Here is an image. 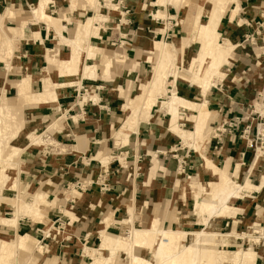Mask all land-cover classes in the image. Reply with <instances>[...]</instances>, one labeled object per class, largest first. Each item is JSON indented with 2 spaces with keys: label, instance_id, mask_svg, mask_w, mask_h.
I'll use <instances>...</instances> for the list:
<instances>
[{
  "label": "crops",
  "instance_id": "obj_1",
  "mask_svg": "<svg viewBox=\"0 0 264 264\" xmlns=\"http://www.w3.org/2000/svg\"><path fill=\"white\" fill-rule=\"evenodd\" d=\"M44 1L37 0V6L31 12H12L13 6L15 9H27L33 0H0V11L4 10L0 13V102L6 100L20 106L15 108L20 110L25 124L24 130L12 142L16 147L13 148L20 150L22 155L19 178L26 180L29 186L41 185L46 178L54 180L53 187L44 192L54 191L66 182L73 184L78 179L93 186L72 202L73 210L70 205H61L56 212L50 211L54 209L55 202L49 203L47 196L40 192L48 205L47 222H33L26 218L19 220L18 227L25 226L32 232L43 226L41 231L46 235L45 230H48L49 236L46 235L42 241L46 242L42 248L31 235L24 234L36 241L37 248L36 255L30 257L26 264H31L34 257L39 260L42 255L38 264H85L92 261L85 251L100 248V232L105 230L121 234L122 225L133 223L136 209L139 213L134 222L139 224L144 219L148 220L145 228L154 221L161 228V221L165 226H171L173 217L175 221L182 222H174L173 225H187L188 219L194 216L191 214L194 210V214L201 218L196 217L194 226L210 229L211 224L217 231L231 227L228 233L232 237L229 238L231 247L246 245L242 236L249 235L253 225L259 224L264 228V157L257 156L250 147L258 133L263 132L264 135V0H235L227 5L217 32L220 43L229 42L233 51L228 63L221 69L220 77L205 94L201 88L203 84L201 87L193 84L184 86L173 80L168 85L171 88L169 93L176 92L174 94L191 104V108H179V129L187 133L195 132L197 119L205 112L208 121L203 135L184 140L173 133L169 124L172 116L166 107L156 102V105L160 104V110H155L156 105L152 107L150 120L140 122L137 132L130 133L127 144L117 141L115 134L125 121L124 106L137 96L133 95L135 89L131 87L145 80L146 65L153 64L154 57L164 44L152 42L146 32L156 29L148 20L154 10L144 11L137 0H122L121 7L130 11L127 17L110 3V7H114L111 10H119V14L109 12L108 19L99 14L102 19L95 26L104 25L94 28L98 30L97 36L93 29L90 31L86 52L82 54L79 51L76 56L73 43L77 41L69 37L68 31H75L77 26L84 24L82 18L85 12L68 13L63 20L52 17L55 21L60 20L54 26L53 22L42 19L39 12H34ZM47 1L50 3L45 4L47 10L49 5L54 9L52 5L59 3ZM66 1L70 11H73L76 6L71 5V0ZM158 1L151 6L164 8L169 14L182 19L181 7L170 4L161 7ZM76 2V5L83 2L85 8L94 10L85 0ZM185 12H189L186 13L188 23L181 29L185 36L171 45L181 51L180 54L184 52L185 56H190L191 60L202 49L199 35L193 33V24L198 15L201 22H207L210 11L199 12L198 5H195L193 11ZM9 15L14 16V22L10 21ZM153 15L155 19L165 18L160 12ZM119 19L131 26H122L117 32L115 26ZM4 28L8 29L9 35ZM139 28L144 30L139 32ZM119 34L133 36V55L127 51V57L132 55L138 65L136 71L135 67H131L130 72L135 75L132 79L123 71V60L127 57L107 50L109 42ZM150 52H154L151 62L148 61ZM90 55H97L98 58ZM105 55V62H101ZM73 60L74 74L63 75L65 65ZM86 67L91 71L86 72ZM54 87L55 100L44 97L47 100L28 102ZM145 87V84L141 85L140 91H144ZM21 93L28 103H21ZM10 96L14 99L10 100ZM167 118H170L168 126L165 125ZM235 121H241L237 129L217 134L223 123ZM190 124H193V131L180 128ZM209 128L210 138L206 142ZM248 128V136L242 138V131ZM35 135H47L51 142L60 145L66 152L43 159L40 146L33 143ZM104 154L106 157L100 159L99 156ZM120 157H124L128 164L126 168L120 164ZM207 163L216 168L218 174L214 175L207 168ZM181 165H184L185 173L192 176L191 181L181 174ZM104 172L110 174L109 193H102L99 187V178ZM222 174L231 175L240 186L249 183L256 191L243 192L244 197L239 199L231 198L228 202L230 209L222 216L211 215L205 209L197 212L196 193L201 195L202 188L220 184ZM216 177L218 182L215 183ZM23 195L28 196L26 191ZM0 208L7 210L4 206ZM59 213L65 223L64 231L56 232L58 238L54 240V226ZM126 216H130L127 221ZM18 227L13 229L16 234ZM251 250L257 255L254 264H264V242ZM105 252L102 251V254ZM116 259L112 258V264Z\"/></svg>",
  "mask_w": 264,
  "mask_h": 264
},
{
  "label": "rangeland",
  "instance_id": "obj_2",
  "mask_svg": "<svg viewBox=\"0 0 264 264\" xmlns=\"http://www.w3.org/2000/svg\"><path fill=\"white\" fill-rule=\"evenodd\" d=\"M56 1H58L59 3L57 4ZM85 1L87 3H89L91 8H93L94 10L87 9L84 7L83 2H78V4L75 5L76 7L73 9V11H70V6L66 0H53L54 3L56 2V5H52V6H55L54 9L51 8L50 5L48 6V10L45 9V13L47 15L49 12H51L53 14L52 15L49 14L47 17L43 16L44 18L46 17L45 18L46 20H49V18H48L49 16L56 18V19L63 20L64 18L67 17L68 13L85 12L83 15V18H82V22L84 24L86 23V21L90 17H93L94 24H92V27H89L87 29V31L84 28V24L81 26H77L75 31H68L69 37L72 36L73 39L75 41H77V42L73 43L74 44L73 47H76L79 49V51H82V54H84V52H86V49L88 48L86 41H88V39H89L90 31L92 29L94 30V28L97 26H99L101 28L104 25L103 23L102 24L100 23L97 26H95L96 23L98 22V20L102 19V17H99V14H101L107 18L109 15H111L110 14L111 12H115V13L119 14V12H120L119 10L121 9V11L124 12L125 16L128 17V14L130 12L128 8L121 7L122 0H85ZM137 2L140 3V8L143 9L144 11L148 12L150 10H154L153 14L157 15V12H160L165 17V18L155 19L153 14H149L148 20L151 24H153L156 27V29L153 28L152 30H147L146 32L149 33V35L151 36L152 42H164L167 45L174 44L175 42L179 41L180 39H182L185 36L184 33H181V29H182V27H184V24L188 23V20H187L188 18H187L186 13H189V12H185L186 10L193 11L195 9V5H198L199 12H209V11H212L214 8V6H213L214 0H167V1L166 0H159L158 1L159 5H162L163 2H167V4L169 3L170 5H172L176 8L181 7V9L179 11L183 12L184 15L181 16L182 19H180L178 16H174V15L169 14L167 12V10H165L164 8L151 6L152 3L156 4L157 0H137ZM98 3L100 4V8H98L99 7ZM110 3H112V5H114V6H116L117 9H119V10L118 11H112L111 10L112 7H110ZM36 6H37V0H33V2H29L27 9L26 8L22 9V8H18V7H16V9H15V6H13V9L11 11L14 12L15 10H17L20 12H26V11L31 12V10ZM35 11H38V8H36ZM3 12H4V10L2 9L0 11V13H3ZM8 12L9 11H7L6 14H8ZM38 12H40V11H38ZM27 15H31V14L28 13ZM12 17L14 18V16H12ZM12 17L10 16V18H11L10 21L11 20L13 21ZM43 17H42V19H44ZM197 17H199V15ZM208 17H209V15H208ZM37 22H39V20ZM206 23L207 22L205 20L202 21V24H206ZM122 26L127 27V26H131V24H129L128 22L123 23L122 19H119L117 21V25L115 26V27H117V32L119 31L118 28L120 29ZM143 30H144V28H139V32H141ZM4 31L6 34L9 35L8 29L4 28ZM94 31L96 32V30H94ZM137 31H138V29H137ZM161 31H163V34H161ZM0 33H1V30H0ZM193 33L196 36L199 35L200 42L202 44V47H201L202 49H201V52L199 53L198 56H193L192 59L190 60V56L189 57H188V55L185 56L184 52H182V54H180L181 51H177L175 46L172 45L175 49V53H174V60L175 61L170 63L169 69L167 71V76H166L167 79H165V82H164V89L165 90L162 91L161 94H158L157 98H156V102L162 104V107H164V106L167 107L166 105H163V103L170 102L171 101V99H170L171 95L176 93V92L169 93V91H168V89H171V88H169L168 85L173 80H175V81L178 80V83L179 84L181 83L184 86L185 85L191 86L190 84L201 86L202 84H204V81H202L201 79H199L198 77L193 75L192 67H193V65L197 66V64H194V63L200 61V56H201L202 52L204 51L205 43L203 41V37L199 34V32L197 31L194 24H193ZM133 45H134V42H133V36L132 35L128 36L126 34L124 36H121L119 34L118 36H115V38L112 40V42H109L110 47L107 50H109L113 54L127 57V51H131V54L133 55ZM132 55L123 60V62H124V66H123L124 70L123 71L126 74H128L129 79H132L133 77H135V75H133L134 73L130 72L131 67H135L134 70L136 71V68L138 65V63L135 61V59L134 58L132 59ZM90 56H92L93 58H98L97 55H90ZM106 56L107 55H105L104 57L101 58V62H105L104 58ZM159 57H160V53L156 54V56L154 57L153 64L146 65L147 66L146 67L147 76H146L145 80H143L138 86H134V87L132 86L131 87V88L135 89L133 95H135V96L137 95V96L134 97V99H132V100L136 106H137V104H139L138 108H140L141 104H143L145 101L146 92L150 86L151 78L153 77V75L155 74V72L157 70L156 68H157ZM208 63H209L208 60L205 61L204 67H207ZM227 63H228V61L224 63V66ZM89 71H91V69ZM221 71L222 70H220L219 72H217L215 74L216 76L213 78L214 84L218 80V78L220 77ZM86 72H88V71H86ZM143 84L146 85L145 90L140 91V87ZM180 96L183 97L182 95H180ZM9 99L10 100L14 99V96H10ZM44 99L47 100V98H44ZM20 100H21V103H23V104L28 103V102H25L26 98L22 93L20 94ZM132 100H129V103ZM156 102H155L154 106L157 104ZM160 104L156 105L157 108H155V110H160ZM1 107L2 108L8 107L9 115H7V118H4L2 120L0 119V132H1V130H3L4 125L10 126V128H11V126L15 127V128H11L12 130H15L18 127H22V128H21V131H19V133L13 139H11V135H8L6 138H10V139L3 140V142L1 143V146H0V151H2V156H0V170H2V168H4L5 174L4 173L3 174L8 176V180H6L7 182H4V184H0V207L4 206V208H7V210H3L0 208V220L1 219H12L14 217L15 210L19 204V200H23L25 202H30L32 196L35 195L37 192H41V191L47 196V201L49 203L55 202L54 209L52 210V208H51L50 211H54V212L59 211L60 210L59 206H61V205H66V206L70 205L69 208L73 210L74 207H73L72 202L74 200H77L82 195L87 193V192H78L75 190V188H73V185H75L77 182H80L79 179L76 180L73 184H71V183L68 184V182H66L65 184H62V186H60V188H58V189L56 188V190H54V191L44 192L45 189H49V188L53 187L54 180H50V179L46 178V179L41 181V185L36 184V185H30L29 186V185H27L26 180L19 178V167H20V160H21L20 156H22V155H21L20 150L13 148V147H15V145H12V142L15 141L18 138V136L20 135V133L24 130L25 124L22 120V115H21L20 110L18 108H15V107H20V106H18V105L14 106V104H12L11 102H7L6 100H3L2 102H0V108ZM162 110L164 111V109H162ZM141 111H142L141 112L142 117L136 118V119L138 121L141 119L140 122L148 120V118H149L148 115L147 114L144 115L143 110H141ZM125 116L127 117V113H125ZM126 117H125V121L123 122L122 126L126 122ZM145 117H147V118H145ZM180 118H182L181 115H180ZM169 119L170 118H167V120L165 121V125H167V126H168ZM137 120H136V122H137ZM140 122H139V124H140ZM143 123H146V122H143ZM181 124H183V123H181ZM180 128L182 130H186V131H193V124H190L185 128H183V127H180ZM137 130L138 129L136 128V130L130 131L128 136L130 137L131 136L130 133L131 134L135 133V132H137ZM118 132H116L115 138L117 137ZM210 133H211V130L209 128V131L205 136L207 138L206 142L209 141ZM0 136H1V134H0ZM33 138H34L33 143L35 145L38 144L37 146H40L41 150L43 151V153H42L43 159H47L51 155L56 156L58 154L60 155V154L66 152L65 149L62 148L60 145L55 144L54 142H51V140H49L47 138V135H45L43 137L41 135H38V136L35 135V136H33ZM0 140H2L1 137H0ZM120 140L123 141V139H120ZM129 140L130 139H128V141ZM123 143H125V142H123ZM125 144H127V143H125ZM184 145L189 146V145H186L185 143H184ZM191 145L193 146L192 143H191ZM103 156L106 157V155L104 154V155H100L99 158L101 159ZM99 158H98V160H100ZM119 162L123 168L124 167L126 168L128 166V164L125 163L124 157L123 158L120 157ZM207 166H208L207 168H209L210 170L212 169L211 171L214 175L218 174V170L216 168L213 169V167H211L210 163H207ZM226 175H224V174L221 175L220 184H218L214 187L212 185H210L206 189L204 188L203 194H205V192L207 193V192L213 191V189L215 187H217V186L221 185L222 183H225L226 181H228L225 178ZM232 180L234 182H236V180L233 177H231L229 181H232ZM108 182H109V177H108ZM214 182L215 183L218 182V177H216ZM45 186H48V187L46 188ZM205 186L206 185H204V187ZM24 191H26L28 196L23 195ZM75 192H76V194H75ZM45 208L48 211V205L47 204L45 205ZM190 209L191 210L193 209L192 205L190 206ZM196 210H197V204H196ZM138 213H139V211H138V209H136L135 215H134V220H136ZM191 214H193L194 216L193 217L191 216L190 219H188L187 225H178V224L173 225L174 222H178L179 224L182 223L179 220L175 221V219L173 217V219L171 220V226H169V225L165 226V224L162 221H161V226L163 229H168L169 227H171V229H173L174 231L185 230L184 232H195V231L202 232L203 231L202 229H204V227L193 225L197 221L196 217L199 218V216L194 214V210H192ZM129 217L126 216L125 221H127L129 219ZM26 218L29 220H32V221L35 220V221L43 222L41 219H37V218H34L32 216H22L19 220H23ZM199 219H201V218H199ZM56 220H57V223L54 226L55 232L53 233L54 234V240H56V238H58L56 232L57 233L63 232L64 231V225H65V223L63 221V217L61 214H60V216L56 217ZM134 220H132L133 223H131V224L122 225L121 234L114 233V232H112V233H114L115 235H118V236L126 237L128 235L127 231L130 232V230L133 228L134 229H143L148 224L147 223L148 220H145V219H144V221H142V223H139V224H136L134 222ZM104 221H105V219L103 220V222ZM43 223H46V221ZM156 225H157L158 229L163 230L159 226L158 222L156 223ZM0 226H1L0 227V240L6 241L7 243L12 244V243H16L20 237L25 239L23 242V246L22 245L20 247H16L15 245L13 246V248L11 249V256L6 261L7 264H26L30 257H33L34 255H36L35 254L37 252L36 241L38 242V246H40L42 248L46 244V242H44L45 244L42 243V241H44V238H45L44 233L41 231L44 228L43 226L37 228L35 231H32V232H29V230H27V228L25 226H22L21 229H19L18 224H16L15 228H10V229H9V227H4L1 224H0ZM210 226H211L210 229L206 228V231H213V232L220 233L222 235L230 233L229 231L231 230V227H230V228L226 229L225 231L224 230L217 231V230H214V227L211 224H210ZM17 227H18L17 234H19V235H17L16 232L13 230V229H17ZM171 229H168V230H171ZM234 229H235V227H234ZM48 233H49V231L45 230V234L48 235ZM24 234L31 235L36 241L34 239H32L31 237L26 236ZM248 234H252V232L250 231ZM230 240L231 239H229V238L228 239H221V242L220 241L218 242V244H220V246H218L220 251L225 252L224 262L220 263V264H231L233 261L232 254L238 248H240L242 250H246V249L251 250L252 247L254 248V246H252V244L250 246L251 248H248L247 246H242V245L231 247L232 244L230 243ZM251 241L256 242V241H258V239L256 238L255 240H251ZM223 242L224 243L226 242L225 244L227 246L222 248ZM189 243H190V240L187 243H185L184 245H187ZM99 245L97 246L96 249H98ZM43 251H44V249H43ZM105 253H104V257L110 258L109 252H105ZM136 253L141 258H143L147 261L149 260L150 262H152L154 260L153 251H151V250L146 251V250L142 249V250H138ZM42 256H40L39 260H37L35 257L32 258L31 264H38L40 262ZM184 256H185L184 254L179 256L178 260L181 261V264L184 263V261H185ZM116 258L117 259L115 261V264H129V258L127 257L125 252H120V256L116 255ZM90 263H93V262L88 261L85 264H90ZM156 263H157V260H155L154 264H156ZM108 264H112V261H110ZM243 264H253V263H247L244 261Z\"/></svg>",
  "mask_w": 264,
  "mask_h": 264
},
{
  "label": "bare ground",
  "instance_id": "obj_3",
  "mask_svg": "<svg viewBox=\"0 0 264 264\" xmlns=\"http://www.w3.org/2000/svg\"><path fill=\"white\" fill-rule=\"evenodd\" d=\"M47 2L48 1L46 0L42 4L39 3L40 5H38L37 7L42 17L48 16L45 13V6H46L45 4H50V3ZM234 2L235 0H214V5H213L214 8L212 11L209 12L210 14L207 23L202 24L200 20V15L195 20L194 25L197 31L199 32V34L203 37L205 48L200 56V61L194 63L197 64V66L193 65L192 72L194 76L204 81L203 86L202 87L200 86L203 89V94H205L206 91H208V89H210V87L214 85L213 78L216 76L215 74L222 69L224 63L228 61V58L230 57V53L233 51V45H231L229 42L220 43V35L217 32V29L221 17L223 13L226 11L227 5ZM168 4L167 2H163L161 7L162 6L167 7ZM71 5L75 6L76 0H71ZM48 18L51 22H53V24L57 21H60V20L55 21L56 19L54 20L50 16ZM92 24H94V19L89 18L84 24L85 30L87 31L89 27H92ZM94 30H96L94 34L95 36H97L98 30L97 29ZM74 51L77 56L79 53V49L75 47ZM159 52H160V57L156 68L157 70L153 75V77L151 78L150 86L145 96V101L147 103L144 101V103L141 104L142 108L141 107L138 108L139 104H137L136 106L132 100L130 103L128 102L124 106V111L127 113L126 122L121 127L120 131L117 133V137H116L117 140L123 139L122 142L125 143L128 142L129 132L136 130V128H138L139 126V122L141 119L138 121L136 118L142 117L141 110H143L144 115L147 114L149 117L151 108L152 106H154L156 102L157 95L161 94V92L165 90L164 82L165 79H167L166 76L170 63L175 61L174 60L175 49L171 44L167 45L166 43H164L162 44ZM153 53L154 52H150L149 54V60H148L149 62H151L154 57ZM76 56H74V59L76 58ZM207 60L209 61L208 66L204 67L205 61ZM74 64H75V60L65 65L66 68L65 71L62 72V74L63 75L71 74L73 72L72 66H75ZM85 70L89 72L90 69L86 67ZM55 89L56 87H54L53 90L46 89L43 95L36 96L35 99H30L28 102L29 103L42 102L45 100L44 97H47L49 100H55L56 99ZM170 99H171L170 102L163 103V105L167 106L166 108L168 109L169 114L172 116V121L170 122L171 131L173 133L179 134L181 138H183L184 140L193 139L194 137L196 138L202 136L203 132L206 130V122L208 121L207 114L204 112V116L201 115L197 119L198 122L195 128V132L193 133L183 132L179 129L177 123V119H179L178 118L179 108H184V107L191 108L190 106L191 104L184 101L176 94H173ZM7 115H9L8 107L7 108L1 107L0 119L2 120L4 118H7ZM136 120L138 123L136 122ZM11 128H15V127L11 126ZM11 128L8 125H4L3 130H1L0 132L1 134L0 137L2 139L0 140V146L3 140L10 139V138H6L8 135H11V139L15 138L16 135L19 133V131H21L22 127H18L15 130H12ZM0 156H2V151H0ZM211 167L213 166L211 165ZM4 172L5 170L4 168H2V170H0V184H4V182H7L6 180H8V176L4 175L5 174ZM231 177H232L231 175H226L225 178L228 181L215 187L211 192H207V193L205 192V194H203L204 189L202 188L201 195L199 193H196L195 202L197 204V212L203 211V209H205L211 215L217 214L218 216L220 215L222 216L224 215L223 214L224 212L229 211L230 208L228 202L231 198L239 199L242 198L243 192L255 190V188L251 186L249 183L246 184L245 186H240L237 182H234L233 180L229 181ZM46 204L47 202L43 194L37 192L35 195L32 196L30 202L19 200V204L15 210L14 217L12 219H1L0 224L4 227L15 228L16 224H18L19 219L22 216H32L34 218L41 219L43 222L45 221L47 222L48 211L45 208ZM258 225L259 224H257L256 226ZM100 233H101L100 248L98 250L87 249L85 251V253L92 258L93 263L91 264H108L112 258L116 257V255H120V252L126 253L127 257L129 258V264H154L155 260H157L156 264H181V261H179L178 259L179 256L182 254L185 255L184 256L185 261L182 264H220L224 262L225 252L220 251V249L218 248L220 244H218V242L219 241L221 242V239L232 238L230 234L222 235L217 232L206 231V229L203 230L202 232H184L181 230H177V231L161 230L157 228L156 221H154L147 228L131 229L126 237H119L105 230ZM235 237H241V236L236 235ZM242 238L243 240L248 239L250 241L256 239L254 234L244 235L242 236ZM24 240L25 239L20 237L16 243H12V244L0 240V264H7L6 261L11 256V249L13 248V246L14 245L16 247H20L21 245L23 246ZM189 240L190 243L184 245ZM225 243L224 242L222 243V248L227 246ZM142 249L146 251L147 250L153 251L154 260L152 262H150L149 260L147 261L141 258L139 255H137L136 252ZM102 251L109 252L110 258H105L104 255L102 254ZM256 257L257 255L252 250L250 249L242 250L238 248L232 254L233 261L231 264H243L244 261L247 263L254 264Z\"/></svg>",
  "mask_w": 264,
  "mask_h": 264
},
{
  "label": "built area",
  "instance_id": "obj_4",
  "mask_svg": "<svg viewBox=\"0 0 264 264\" xmlns=\"http://www.w3.org/2000/svg\"><path fill=\"white\" fill-rule=\"evenodd\" d=\"M240 122H225L221 125L220 129L217 130V134L222 135V133H226V130L228 129H237V127L240 125ZM249 134V128L245 129L242 131V138L248 136ZM218 136V135H217ZM250 147L254 149L255 154H257V156L259 157H264V135L263 132L258 133L257 137L255 139V142L250 143ZM184 166V165H183ZM181 165V174H183L185 176V179L187 181H191L192 176L188 175L185 173V170L182 168L183 167ZM108 173H104L100 176L99 178V187H100V191L102 193H109L110 192V185L108 182ZM93 186L92 183H87V182H77L75 185H73V188H75L76 191L78 192H86L89 188H91ZM257 230V231H256ZM252 234H254L255 238L258 239V241H249L248 239L244 241L246 242V245L242 246H247L248 248H251V244L252 246H259L262 242H264V228L261 227V225H253L251 230ZM243 242V241H242ZM253 248V247H252Z\"/></svg>",
  "mask_w": 264,
  "mask_h": 264
}]
</instances>
